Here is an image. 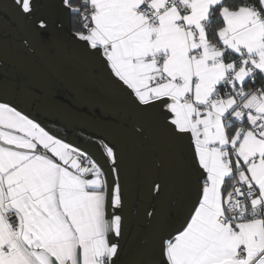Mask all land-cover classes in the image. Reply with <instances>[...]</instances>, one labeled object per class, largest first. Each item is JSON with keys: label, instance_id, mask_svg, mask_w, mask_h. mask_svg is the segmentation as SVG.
I'll list each match as a JSON object with an SVG mask.
<instances>
[{"label": "snow or ice", "instance_id": "obj_1", "mask_svg": "<svg viewBox=\"0 0 264 264\" xmlns=\"http://www.w3.org/2000/svg\"><path fill=\"white\" fill-rule=\"evenodd\" d=\"M0 264H264V0H0Z\"/></svg>", "mask_w": 264, "mask_h": 264}, {"label": "water", "instance_id": "obj_2", "mask_svg": "<svg viewBox=\"0 0 264 264\" xmlns=\"http://www.w3.org/2000/svg\"><path fill=\"white\" fill-rule=\"evenodd\" d=\"M63 90V89H62ZM64 91V90H63ZM66 96L71 100V95L64 92ZM69 100H64L61 98H55V100L52 102L55 105H58L59 107H51L48 109L47 112L43 113L40 118H45L48 120H51L52 122H55L60 127H62L64 130L68 132L73 131H79L82 132V128H75L77 124L80 122L75 119V116L79 115L77 109H74L72 104L69 103ZM84 134L89 135L90 133L85 132Z\"/></svg>", "mask_w": 264, "mask_h": 264}, {"label": "crops", "instance_id": "obj_3", "mask_svg": "<svg viewBox=\"0 0 264 264\" xmlns=\"http://www.w3.org/2000/svg\"><path fill=\"white\" fill-rule=\"evenodd\" d=\"M60 91H61V92H64L62 89H61ZM64 94H65V93H64ZM58 98H60V97H58ZM37 119H39L40 122H41L42 124H44L46 127H48V130L51 131L54 135H57V136H59V137L62 138V139H65V140H67V141L74 142V143H77V144L83 142L82 137H80V136L78 135V133H77V132H79V131L69 132V135L66 136V137H64V136H62V135H64V134L59 132L58 128H56V127L52 124V121H51V120H48V119H45V118H40V117H37ZM54 123H55V122H54ZM56 125H58V124H56ZM58 127L61 128V129H63V128L60 127L59 125H58ZM67 132H68V131H67Z\"/></svg>", "mask_w": 264, "mask_h": 264}, {"label": "trees", "instance_id": "obj_4", "mask_svg": "<svg viewBox=\"0 0 264 264\" xmlns=\"http://www.w3.org/2000/svg\"><path fill=\"white\" fill-rule=\"evenodd\" d=\"M52 124H53L56 128H58V130H59L60 133H63V134H64V135H62V136L66 137V136L69 135V132H67V131L64 130V129L59 128L58 125H56V123L52 122ZM77 133H80V132H77ZM84 135H86V134H84Z\"/></svg>", "mask_w": 264, "mask_h": 264}, {"label": "rangeland", "instance_id": "obj_5", "mask_svg": "<svg viewBox=\"0 0 264 264\" xmlns=\"http://www.w3.org/2000/svg\"><path fill=\"white\" fill-rule=\"evenodd\" d=\"M66 95V94H65ZM58 97H60V95L58 94L57 96H56V98H58ZM64 100H69V98L67 97V99H64Z\"/></svg>", "mask_w": 264, "mask_h": 264}]
</instances>
